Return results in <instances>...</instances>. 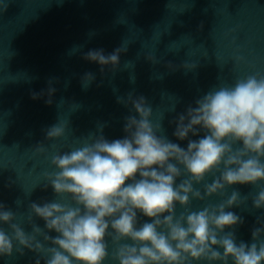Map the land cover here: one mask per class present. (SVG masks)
Returning a JSON list of instances; mask_svg holds the SVG:
<instances>
[{"label": "clouds", "instance_id": "clouds-1", "mask_svg": "<svg viewBox=\"0 0 264 264\" xmlns=\"http://www.w3.org/2000/svg\"><path fill=\"white\" fill-rule=\"evenodd\" d=\"M7 7L4 3L2 12ZM126 52L121 46L107 55L90 49L82 59L99 64L101 73L105 68L114 73ZM234 60L240 64L245 57ZM53 79L31 98L47 96L51 105ZM94 80L86 72L82 88ZM117 102L130 104L136 113L125 118V136L110 141L101 125L98 134L83 137L80 147L51 156L54 171L44 173V187L60 199L29 204L30 232L0 203V258L27 250L36 254L35 264H106L109 259L113 264H264V218H257L251 243L237 242L236 227L244 220L230 209L245 205L247 196L233 189L217 204L191 209L193 201L222 198L234 185L264 184V74L214 87L179 114L171 122L173 136L186 140V148L167 137L161 122H153L145 97L129 93ZM65 128L58 122L48 127L46 140L62 138ZM35 151L47 149L41 142ZM251 201L253 209H264V188ZM141 215L148 219L142 222Z\"/></svg>", "mask_w": 264, "mask_h": 264}]
</instances>
